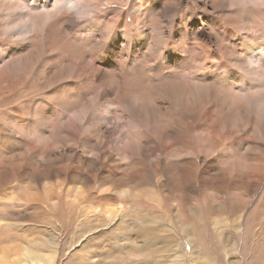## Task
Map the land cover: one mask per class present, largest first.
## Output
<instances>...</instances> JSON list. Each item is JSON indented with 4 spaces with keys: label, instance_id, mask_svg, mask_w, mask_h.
<instances>
[{
    "label": "rangeland",
    "instance_id": "obj_1",
    "mask_svg": "<svg viewBox=\"0 0 264 264\" xmlns=\"http://www.w3.org/2000/svg\"><path fill=\"white\" fill-rule=\"evenodd\" d=\"M0 2L17 3L0 14V261L35 246L52 260L32 264H264V84L240 70L264 42V0ZM129 101L152 109L160 139ZM141 158L147 179L132 175ZM65 186L88 190L79 220ZM122 191L124 236L104 218Z\"/></svg>",
    "mask_w": 264,
    "mask_h": 264
},
{
    "label": "bare ground",
    "instance_id": "obj_2",
    "mask_svg": "<svg viewBox=\"0 0 264 264\" xmlns=\"http://www.w3.org/2000/svg\"><path fill=\"white\" fill-rule=\"evenodd\" d=\"M0 1H2V0H0ZM60 1H63V0H60ZM232 1H235V0H232ZM8 3H5V4H1V2H0V14L1 13H3L4 12V9H5V7L7 6V7H9V6H12V7H15L16 5H17V3H12V4H10L9 6L7 5ZM66 4V3H65ZM0 21H2V22H4L3 20H1L0 19ZM45 21V20H44ZM27 35V34H26ZM258 38V37H257ZM260 43H263V44H260V46H259V43H257V42H252V43H250V44H248V46L245 48V50H244V53L242 54V55H240V57H241V67H240V70H242L244 67V70L246 71V72H248L249 73V75L250 76H255V75H257L258 76V82H263V84H264V75H262L261 74V72H263L264 70H262L263 68L260 66V65H257V66H255L254 64H255V62L253 61V54L254 53H257L258 51L261 53V55L262 56H264V42H260ZM116 54V53H115ZM101 68V67H100ZM99 71H100V69H99ZM99 73V72H98ZM106 74V73H105ZM250 83L251 84H254L255 82H254V80L252 81H250ZM196 92H197V95H199V96H202L203 95V91H202V89H201V86H199V85H196ZM110 90V89H109ZM109 92V91H108ZM256 96V95H255ZM108 102H105L104 104H102L101 106H100V109H99V112H101V111H104V110H106V111H108V114H112V112H113V109H111L110 107L112 106L111 104H107ZM129 107H130V109H129V107H128V109H129V111L130 112H132L133 114H135L137 117H139L140 118V120H141V122L142 123H147L148 124V126H146V127H144V131H146V137L147 138H149V137H151L152 139H157V137H159V135H157V136H149L148 135V133H150L151 131H152V129L150 128V121H151V118H152V114H153V111H152V109H149V108H146V107H142V106H139L136 102H131V101H129ZM106 111H104V113L106 112ZM185 113V112H184ZM157 115V114H156ZM186 117H187V115H185ZM185 117V118H186ZM190 117V116H189ZM191 119V118H190ZM101 124V123H100ZM88 125V124H87ZM154 125V124H153ZM191 125H192V122H191ZM89 126V125H88ZM87 126V127H88ZM155 126V125H154ZM98 127V126H97ZM116 127V126H115ZM152 127V126H151ZM100 128V127H99ZM89 129V128H88ZM92 130H94L93 128H92ZM95 131V130H94ZM154 131V130H153ZM158 131V130H157ZM96 133H100V129H96ZM108 134H110V132H108ZM152 134V133H151ZM261 135V134H260ZM96 136V135H95ZM264 136V135H263ZM159 139H160V137H159ZM85 143H88V142H85ZM84 146H86V144H83ZM134 149H135V153H134V155L135 156H139L140 155V150H141V148H140V146H136V147H133ZM142 151V150H141ZM77 155H78V153H77ZM81 155V154H80ZM75 156V155H73V156H75V157H73V156H71V158L73 159V160H75V161H77V164H83V162H81V161H84V158L82 157V156ZM103 159V161L107 164V165H111V166H114V167H116V168H120V165H118L117 164V162L115 161V160H113L112 159V157H111V155H107V156H103V157H101V159H100V161ZM263 159V158H262ZM261 159V160H262ZM70 160V159H69ZM95 160H99L98 158L97 159H94V162H93V164L94 165H96L97 164V161H95ZM146 160V158H141L140 159V162H139V165H138V167H136V168H134V170L132 171V175L134 176V177H137V178H140V179H143V178H148L149 176H150V167L148 166V165H146L147 166V168H145L144 166H145V162H143V161H145ZM65 164V163H64ZM153 165H154V167H155V169H153V170H157V169H159L162 165H160L159 163H153ZM65 167V166H64ZM163 167V166H162ZM161 167V168H162ZM164 168V167H163ZM68 169V168H67ZM147 169V170H146ZM104 169H97L96 171L98 172H96L95 174H90V175H88L87 177H86V179L85 180H83L84 182H88V183H90V182H94L95 183V180L97 179V177L101 174V173H103L104 171H103ZM150 172V173H149ZM156 172V171H155ZM152 173H154V172H152ZM49 175H53L52 173H51V170L48 168V169H45V170H43L42 172H40V173H38L37 175H34L33 176V178H36L37 180H42V178L41 177H46V178H43V179H47V178H49ZM75 175V173L74 174H71L69 171H68V173H67V176H70L71 178H72V180H74L77 176H74ZM12 176H14V170H13V173H12ZM152 176H153V174H152ZM103 177V176H102ZM78 179H82L81 178V176L80 177H78ZM107 179V178H106ZM109 179V178H108ZM195 179H197V180H199L200 179V174H199V171H198V169L196 168V170L194 171V174H193V177H192V179H191V181L192 182H194V180ZM71 185V184H70ZM61 186H63V185H61ZM82 186H83V184H82ZM33 191L35 192V194H36V199H38V198H40L39 199V201H50L51 202V196L52 195H55V188H52V186L50 185V186H48V185H44V186H42V187H40V188H38V187H33ZM61 191H62V188H61ZM63 191H64V197H66V199H67V197H69V195L70 194H74L76 197L74 198V199H72V200H70V201H67V203H66V208H67V210L68 211H71V210H76V213H77V219L78 218H80V215L81 214H83L84 212H88L89 211V209L88 210H84V209H82V207L83 208H87V207H85V206H81L83 203H85L84 202V200H83V198H84V194H85V196L87 195V191L88 190H84L83 189V194L82 193H76V191H75V186L74 187H63ZM62 191V192H63ZM57 193V192H56ZM58 195H60L61 196V194L62 193H57ZM58 195H57V197H58ZM88 197V196H87ZM70 198V197H69ZM128 198H131V194H129V193H127V192H125V191H122L121 193H120V200L121 201H123V203H121V204H119V207L117 208V209H115L116 207H114L113 208V206L111 207L110 206V208H108V211H105V213H106V216L104 215V218L106 219H108L109 220V223L110 222H112L113 223V221H114V218L115 217H119V219H118V223L120 224V225H122V227L121 228H117V230L118 231H120V235L121 236H124L125 235V233H123V231L121 230V229H124V227H125V221L123 220L124 218H123V213H124V210H125V206H124V201L126 200V199H128ZM55 199V198H54ZM85 199V198H84ZM88 200H90V199H88ZM55 201V200H54ZM86 201V200H85ZM20 202H23V203H27L28 202V200H24V199H20ZM57 203V202H56ZM62 203H63V201H62ZM87 203V202H86ZM89 203V202H88ZM50 204V203H49ZM52 204V203H51ZM54 204V203H53ZM39 205H40V203H39ZM55 205V204H54ZM93 205V204H92ZM91 205V206H92ZM60 206V205H59ZM63 206H64V203H63ZM88 206V205H87ZM48 207H50V205L48 206ZM55 207V206H54ZM53 208V207H52ZM98 208V207H97ZM104 209V208H103ZM60 210V209H59ZM99 212L97 213V215L98 216H100V214H102L104 211H101V210H98ZM96 212V211H95ZM70 213V212H69ZM73 213V212H72ZM101 218H103V217H101ZM95 219H96V215H95ZM106 219V220H107ZM79 220V219H78ZM97 220V219H96ZM84 223V222H83ZM82 223V224H83ZM102 223V222H101ZM108 224V223H107ZM118 224V225H119ZM139 224L141 225V227H142V229H140V231L138 232V233H142V235L143 236H145L146 235V233H147V231H148V223L146 222V221H140L139 222ZM80 225H81V223H80ZM88 225V224H87ZM106 225V224H105ZM86 226V225H85ZM117 227V226H116ZM115 227V228H116ZM156 227L157 228H160V229H163V226H162V224L160 223V221H158L157 223H156ZM86 228H87V226H86ZM92 228V227H91ZM88 231V230H87ZM73 236V235H72ZM177 248L178 249H180V247H179V245H177ZM44 248H42V250H43ZM38 250H39V248H38ZM50 252V251H49ZM37 253V251L35 250V246L32 248V249H30V250H28V252L27 253H25V255H23V254H16L15 256L17 257V260H19L20 259V257H23L22 259L24 260L25 258V261H24V263L23 264H32L35 260H38L39 262H43V261H47V262H49V261H51L52 259H51V257L50 256H48L47 254H36ZM3 258V257H2ZM9 262V261H8ZM10 263H12V262H10ZM0 264H5V262L3 263L2 261H0ZM22 264V263H21ZM46 264V263H45ZM173 264H178L177 262H175V263H173Z\"/></svg>",
    "mask_w": 264,
    "mask_h": 264
}]
</instances>
